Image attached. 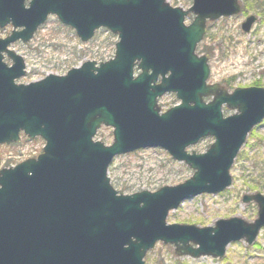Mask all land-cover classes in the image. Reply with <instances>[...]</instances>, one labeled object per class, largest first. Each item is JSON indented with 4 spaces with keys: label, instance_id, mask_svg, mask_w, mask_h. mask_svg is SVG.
Here are the masks:
<instances>
[{
    "label": "water",
    "instance_id": "water-1",
    "mask_svg": "<svg viewBox=\"0 0 264 264\" xmlns=\"http://www.w3.org/2000/svg\"><path fill=\"white\" fill-rule=\"evenodd\" d=\"M241 9L238 0H193L188 9L167 0H0V28L13 26L0 37V145L21 133L45 141L36 157L0 168V264H145L160 240L192 257H222L233 241H255L264 227L261 192L243 196L258 205L253 222H167L186 199L231 185L234 160L264 118V87L226 93L207 84L208 57L196 52L208 20ZM49 15L84 42L109 29L118 36L114 56L17 83L26 62L9 45L30 41ZM255 20L248 16L243 30ZM169 92L181 102L161 113ZM223 104L235 112L224 116ZM103 125L113 128L111 144L94 140ZM206 136L215 138L206 152L187 151ZM146 147L166 149L192 176L155 191L117 190L108 175L114 158Z\"/></svg>",
    "mask_w": 264,
    "mask_h": 264
},
{
    "label": "rangeland",
    "instance_id": "rangeland-1",
    "mask_svg": "<svg viewBox=\"0 0 264 264\" xmlns=\"http://www.w3.org/2000/svg\"><path fill=\"white\" fill-rule=\"evenodd\" d=\"M242 11L232 16L208 20L205 38L198 45V53L209 57L210 80L233 81V86H248L259 82L264 86V0H238ZM173 6L188 9L193 0H168ZM249 15L256 16L250 31L242 29ZM193 15L186 18L190 23ZM11 26L0 29L5 37ZM117 35L106 28L95 37L82 42L74 29L63 25L56 16H50L30 43L17 42L12 49L25 57L28 73L20 80H37L48 73L65 74L72 67L87 60L98 63L114 56ZM179 103L174 93L159 99L163 110ZM232 112L228 110L226 115ZM106 144L113 141V128L102 127L96 136ZM214 141L202 139L188 148L189 152H205ZM44 140L27 139L18 144L1 145V166H12L42 152ZM194 170L185 162L174 160L163 148L149 147L121 154L110 165L108 175L113 186L130 194L141 190L155 191L165 185H175L191 177ZM233 182L218 194L204 193L186 199L178 209L169 213L168 223L193 224L199 227L214 225L222 218L240 216L248 222L258 216L255 202L244 203V194H264V120L249 136L230 171ZM145 264H264V227L256 241L248 244L237 240L227 246L223 257L189 255L178 256L173 244L158 242L145 257Z\"/></svg>",
    "mask_w": 264,
    "mask_h": 264
},
{
    "label": "flooded vegetation",
    "instance_id": "flooded-vegetation-1",
    "mask_svg": "<svg viewBox=\"0 0 264 264\" xmlns=\"http://www.w3.org/2000/svg\"><path fill=\"white\" fill-rule=\"evenodd\" d=\"M40 29V28H39ZM38 29V30H39ZM13 30V29H12ZM11 30V31H12ZM37 30V31H38ZM11 33V32H10ZM9 33V34H10ZM37 33V32H36ZM8 34V35H9ZM7 36V35H6ZM31 41V40H30ZM30 41H28V42H23L22 40H17V41H15V42H13L11 45H10V47H12V45L13 44H15V43H17V42H21V43H24V44H27V43H30ZM14 50V49H13ZM15 52L16 53H18L16 50H15ZM19 54V53H18ZM19 55H21V54H19ZM23 56V55H22ZM24 57V56H23ZM24 59H25V57H24ZM4 60L9 64V65H11L12 63H13V59L7 54V53H5V57H4ZM25 62H26V60H25ZM27 73H28V70H27V63H26V75H27ZM24 77V76H23ZM21 79V78H20ZM16 80L18 83H25V84H27V83H30V82H33V81H35V80ZM215 83H217V84H219V87H220V89H224L225 91H227V93H230V92H232L237 86H233V81L230 79H228V78H225L224 80H209V84H215ZM251 85H257V86H260V85H262L261 83H259V82H255V83H253V84H251ZM213 98V96L211 95V96H208V97H205V100H210V99H212ZM228 111V109L226 108V107H223V112L226 114V112Z\"/></svg>",
    "mask_w": 264,
    "mask_h": 264
},
{
    "label": "trees",
    "instance_id": "trees-1",
    "mask_svg": "<svg viewBox=\"0 0 264 264\" xmlns=\"http://www.w3.org/2000/svg\"><path fill=\"white\" fill-rule=\"evenodd\" d=\"M251 136V135H250Z\"/></svg>",
    "mask_w": 264,
    "mask_h": 264
}]
</instances>
